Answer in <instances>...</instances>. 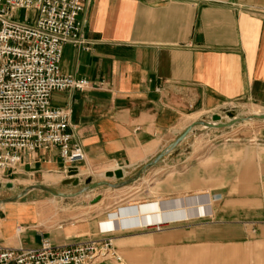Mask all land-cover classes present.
Masks as SVG:
<instances>
[{"label":"crops","instance_id":"obj_1","mask_svg":"<svg viewBox=\"0 0 264 264\" xmlns=\"http://www.w3.org/2000/svg\"><path fill=\"white\" fill-rule=\"evenodd\" d=\"M81 21L88 45L65 46L61 73L103 87L51 98L54 108L72 112L69 132L85 154L80 175L106 168L134 177L190 117L232 105L264 111V0H84ZM230 130L168 164L164 158L144 176L151 175L152 201L101 223L63 210L44 217L41 201L2 206L0 248L34 249L44 240L63 248L105 237L130 244L126 230L203 218L221 229L223 242L264 240V128ZM66 168L59 149L49 148L25 155L2 179L55 188L68 179Z\"/></svg>","mask_w":264,"mask_h":264},{"label":"built area","instance_id":"obj_2","mask_svg":"<svg viewBox=\"0 0 264 264\" xmlns=\"http://www.w3.org/2000/svg\"><path fill=\"white\" fill-rule=\"evenodd\" d=\"M84 0H0V180L24 156L58 148L69 168L85 161L69 132V109L54 108L55 92L102 89L103 82L66 76L61 61L67 45L86 47L81 14ZM231 107V106H230ZM127 264L112 237L57 248H0V264Z\"/></svg>","mask_w":264,"mask_h":264},{"label":"rangeland","instance_id":"obj_3","mask_svg":"<svg viewBox=\"0 0 264 264\" xmlns=\"http://www.w3.org/2000/svg\"><path fill=\"white\" fill-rule=\"evenodd\" d=\"M228 113H233L236 117H242L263 114L264 111H259L252 107L232 105L231 107H225L215 113V115H219L221 122L226 123L230 120ZM212 119L211 114L190 117L175 131L174 136L171 138L174 141H171L166 147L169 148L173 142L178 140L192 123L201 121L211 123ZM254 128H264V121L237 124L229 132L245 131ZM220 132H223V130L202 127L195 128L185 139L187 140L184 145L185 147L181 151L173 153L169 158L168 155L165 156L166 161L162 164H168V161L175 159L179 153L185 154L190 150V147L198 149L206 142L211 143L222 138L223 134ZM105 169L83 170V173L78 175L81 181V188L80 186L74 188L71 185L57 184L55 188L51 189L61 194H73L84 189L86 187L85 182L89 178L92 183L106 182L114 185L123 182L115 178H105ZM64 176L68 178L67 173ZM132 177L130 175L125 180H130ZM143 178H141V181L139 180L117 190L105 187L71 199H62L44 191H36L32 195L19 200L18 204L32 201L38 203L41 201L40 204L43 205H39L38 203L37 206H44L43 208L38 207L39 213H42L44 217H50L57 214L59 210H63L60 214L66 213L71 217L94 216L97 217L98 223H101L107 219L109 213H114L118 216L119 211L133 204L152 201L153 196L152 192H150L151 175L143 176ZM5 180H0V200L12 198L20 194L27 186L16 181H9L7 184H12L13 188L8 189L6 188ZM98 196L101 197V201L93 205L92 201ZM2 208L4 207L0 206V210ZM218 229L215 224L210 223L209 218L193 219L186 222L165 224L159 227L126 230L123 233L133 238L131 243L114 242V246L117 250L118 248L130 247L127 253L118 252L127 264H264V240L252 237L242 241L223 242L219 238L221 229Z\"/></svg>","mask_w":264,"mask_h":264},{"label":"water","instance_id":"obj_4","mask_svg":"<svg viewBox=\"0 0 264 264\" xmlns=\"http://www.w3.org/2000/svg\"><path fill=\"white\" fill-rule=\"evenodd\" d=\"M228 116H229L230 120L226 123L221 122V117L219 115L212 116L213 119H212L211 123L204 122V121L192 123L185 130V132L182 133V135L180 136V138L178 140H176L169 148H166V150H164L157 158L152 160V162L147 163L145 166H143V168H141L137 172V174L133 178H131L130 180L126 181L124 171L119 169L116 171L106 172L104 176L107 179H114L115 178L116 180L123 181V182H120L119 184H114V185H111V184L106 183V182L92 183L91 179L89 178L85 182L86 187L84 189L79 190L76 193H73V194L57 193L53 189L46 187V186H42V185L30 186L28 188H25L20 194L14 196L12 198L0 200V206H4L7 204H12V203L18 202L19 200L23 199L29 192L35 191V190L44 191L46 193H49L55 197H59L62 199H71V198L79 197V196L84 195L87 192L95 191L97 189L105 188V187L117 190V189L126 187L128 185H131V184L141 180V178H143V176H145V174L148 172L149 169L156 166L160 161L163 160V158L165 156L169 155L173 150H175L187 138V136L189 134H191L195 130V128H197V127L215 129V130H226V129L229 130V128H232L233 126H235L237 124H241V123H245V122H251V121H259V122L264 121V113L259 114V115H254V116L249 115V116H242V117H236L233 113H228ZM78 175H80L78 168H69L68 172H67L68 179L63 182V185H66V186L71 185L74 188L79 187L81 184V181H80ZM0 188H1V185H0ZM6 188L12 189L13 185L12 184H6ZM100 201H101V197L98 196L97 198H95L92 201V204L93 205L97 204Z\"/></svg>","mask_w":264,"mask_h":264},{"label":"bare ground","instance_id":"obj_5","mask_svg":"<svg viewBox=\"0 0 264 264\" xmlns=\"http://www.w3.org/2000/svg\"><path fill=\"white\" fill-rule=\"evenodd\" d=\"M254 115H259V114H253V115H251V116H254ZM115 171H116V170H115ZM79 174H80V171H79ZM166 206H168V204H167ZM205 209H206V210H209V206L206 205V206H205ZM154 226L159 227V226H161V224H159V225H148L147 227H154Z\"/></svg>","mask_w":264,"mask_h":264}]
</instances>
